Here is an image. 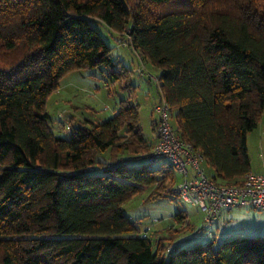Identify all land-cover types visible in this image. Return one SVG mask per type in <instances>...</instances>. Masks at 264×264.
Segmentation results:
<instances>
[{"label":"trees","instance_id":"1","mask_svg":"<svg viewBox=\"0 0 264 264\" xmlns=\"http://www.w3.org/2000/svg\"><path fill=\"white\" fill-rule=\"evenodd\" d=\"M97 22L127 32L159 69V97L211 179L239 184L251 169L247 135L264 114V0H0V264H264V235L173 244L185 223L153 248L128 219L133 195L149 185L173 192L176 181L164 160L147 158L155 141L131 97L101 122L53 134L45 106L67 73L103 67L130 85Z\"/></svg>","mask_w":264,"mask_h":264},{"label":"rangeland","instance_id":"2","mask_svg":"<svg viewBox=\"0 0 264 264\" xmlns=\"http://www.w3.org/2000/svg\"><path fill=\"white\" fill-rule=\"evenodd\" d=\"M93 24L111 47L112 59L130 70L128 79L130 85L126 87L123 83L113 81L103 67L82 68L67 73L61 78L59 87L47 99L45 107L49 115V127L54 135L66 138L79 123L86 120L97 123L111 117L120 100L131 97L137 104L142 133L147 142L153 143L156 138L153 122L158 119L154 111V105L159 100L157 84L138 73L140 60L137 53L129 45H122L117 40L118 37L125 40L126 36L122 34L115 37L104 24L98 22ZM141 60L148 71L155 75L159 74V69L148 60L144 58ZM175 113L174 109L170 112V123L174 128H176ZM66 126L69 128L67 129ZM247 147L251 170L258 172L264 164V114L257 127L248 133ZM130 163L142 164L147 163V160L142 157L137 161L131 160ZM161 163V161L152 163L151 166L158 167ZM202 166L206 173L211 175L213 170L205 161L202 162ZM174 174L176 180H179L180 174L178 172ZM155 188L154 185L146 186L123 205L125 215L137 229L148 230L153 248L159 236L167 235V230L179 229L185 226V223H188V226L180 234L194 235V241L206 244L210 238L209 231L214 229L213 222L206 223L200 209L180 201L173 192L159 196L155 193ZM179 212L186 214L185 222L173 218ZM231 215L233 219L228 227H240L243 230V234L240 235H264V211L244 207L232 210ZM169 242L165 240V245Z\"/></svg>","mask_w":264,"mask_h":264},{"label":"built area","instance_id":"3","mask_svg":"<svg viewBox=\"0 0 264 264\" xmlns=\"http://www.w3.org/2000/svg\"><path fill=\"white\" fill-rule=\"evenodd\" d=\"M126 34L127 32L123 33L129 39ZM117 40L122 45H129L126 39L125 41L120 37ZM138 58L140 60V66L137 67L138 73L147 76L158 86V75L148 71L140 55ZM154 111L158 116L157 138L148 151L147 158L151 161L164 160L174 172L180 174V179L174 182L172 188L174 195L180 201L200 209L206 223L218 219L222 211H231L236 208L249 207L264 211V164L258 172L251 169L246 172L239 184L218 183L204 170L202 166L204 159L200 151L193 147L192 143L182 140L171 125L168 102L159 97ZM226 224L227 221L224 226ZM141 235L147 236L148 230H142ZM209 235L214 236L215 233L209 231Z\"/></svg>","mask_w":264,"mask_h":264},{"label":"crops","instance_id":"4","mask_svg":"<svg viewBox=\"0 0 264 264\" xmlns=\"http://www.w3.org/2000/svg\"><path fill=\"white\" fill-rule=\"evenodd\" d=\"M156 104V103H155ZM155 106V105H154ZM156 131V128H155ZM156 137H157V132H156ZM156 141V138L154 139ZM234 210V209H233ZM231 211H222L221 215L218 219L212 221L213 222V227L214 229L210 230L215 233L218 239H224V238H230L236 235L243 234V230L239 227H228L229 222L233 219L231 215ZM225 219V220H224ZM224 220V221H223ZM227 221V224L224 226V223ZM194 235H181L179 234L178 236L175 237L174 243L180 244V243H190V242H200V241H194Z\"/></svg>","mask_w":264,"mask_h":264}]
</instances>
